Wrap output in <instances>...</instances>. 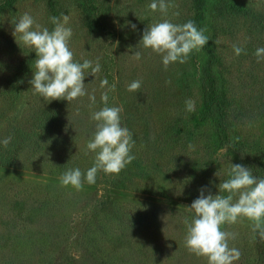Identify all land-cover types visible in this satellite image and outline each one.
I'll list each match as a JSON object with an SVG mask.
<instances>
[{
	"label": "rangeland",
	"instance_id": "obj_1",
	"mask_svg": "<svg viewBox=\"0 0 264 264\" xmlns=\"http://www.w3.org/2000/svg\"><path fill=\"white\" fill-rule=\"evenodd\" d=\"M166 2L165 15L149 8L152 0H0V141L12 137L7 148L0 143V264H207L185 246L186 207L202 188L219 194L231 164L264 178V60L255 55L264 47V0ZM24 13L50 31L51 17L69 18L74 60L101 64L84 80L95 103L34 94L36 54L13 35ZM165 19L193 21L210 37L167 69L139 44ZM233 45L245 51L236 56ZM105 78L116 84L107 103L123 107L135 159L82 190L62 186L67 170L93 166L86 145L96 131L91 115L105 106ZM135 80L141 88L128 91ZM189 99L195 111L186 110ZM252 228L247 219L223 226L236 234L234 264H264Z\"/></svg>",
	"mask_w": 264,
	"mask_h": 264
},
{
	"label": "clouds",
	"instance_id": "obj_2",
	"mask_svg": "<svg viewBox=\"0 0 264 264\" xmlns=\"http://www.w3.org/2000/svg\"><path fill=\"white\" fill-rule=\"evenodd\" d=\"M170 6L166 0H152L149 8L166 15ZM68 19L64 16L61 22L57 17H51L54 28L50 31L36 23L29 13H24L14 23L13 35L16 38L19 34L23 44L36 54V71L29 81L34 94H39L48 102H71L88 95L89 100L95 103V95H89L84 80L86 76L95 77L101 71V64L99 58L95 62L84 59L83 63L74 60L69 47L73 32L66 26ZM131 27L135 29L136 25L132 24ZM206 31L205 28L198 29L193 21L174 24L165 19L147 26L139 44L160 55L167 69L171 63H185L193 51H202L210 40L205 35ZM233 51L239 56L245 50L233 45ZM255 55L257 62L264 60V47L258 48ZM132 56L139 60L141 53L137 51ZM141 85V80H135L128 86V91L137 92ZM100 87L106 89L101 94L105 106L91 115L96 122V131L86 145L87 152L95 154L93 166L86 173L79 168L67 170L60 177L62 186L70 185L82 190L85 181L88 184L96 183L98 172L119 175L135 159L131 154L135 144L132 133L121 122L123 107H109L107 103L109 93L116 90V84L109 86L105 78ZM185 104L188 112L195 111L194 100H186ZM11 140L9 136L0 143L7 148ZM192 147L189 145V148ZM229 177L219 184V194L205 195L202 188L199 197L190 207H186L193 215L190 221L185 220V246L190 253L206 258L207 264H234L241 256L239 249L229 246V240H234L236 234L224 231L226 224L247 219L252 222L253 232L264 242V178L255 176L252 169L240 164H231Z\"/></svg>",
	"mask_w": 264,
	"mask_h": 264
},
{
	"label": "trees",
	"instance_id": "obj_3",
	"mask_svg": "<svg viewBox=\"0 0 264 264\" xmlns=\"http://www.w3.org/2000/svg\"><path fill=\"white\" fill-rule=\"evenodd\" d=\"M0 163H1V164H3V163H4V161L0 160Z\"/></svg>",
	"mask_w": 264,
	"mask_h": 264
}]
</instances>
